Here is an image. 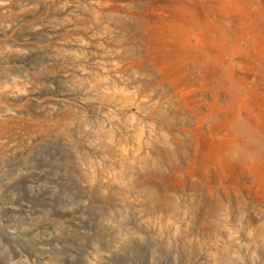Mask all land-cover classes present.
Listing matches in <instances>:
<instances>
[{"label":"rangeland","instance_id":"374dc122","mask_svg":"<svg viewBox=\"0 0 264 264\" xmlns=\"http://www.w3.org/2000/svg\"><path fill=\"white\" fill-rule=\"evenodd\" d=\"M0 264H264V0H0Z\"/></svg>","mask_w":264,"mask_h":264}]
</instances>
